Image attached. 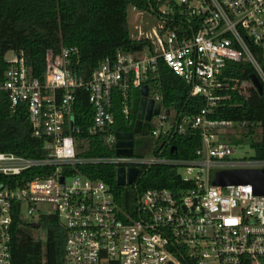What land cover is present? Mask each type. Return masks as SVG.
Here are the masks:
<instances>
[{
  "label": "built area",
  "instance_id": "2783aa9c",
  "mask_svg": "<svg viewBox=\"0 0 264 264\" xmlns=\"http://www.w3.org/2000/svg\"><path fill=\"white\" fill-rule=\"evenodd\" d=\"M151 7L155 11L148 13L157 19V30H138L133 38L149 40L152 51L118 50L102 59L87 80L70 68L75 47L48 51L41 77L33 74L22 52L4 54L0 93L6 95L11 113L26 109L32 134L41 140L45 155L0 153V173L7 177L0 183V264H12L11 226L16 212L23 221L29 216L30 225L40 224L35 229L41 230L39 239L45 238L41 217H56L65 232V264L264 261V194L255 193L250 183L211 182L213 171L219 169L264 173V159L232 157L242 143L246 123L211 117L225 98L219 91L228 62H248L264 87V0H152ZM158 59L189 86L191 96L204 98L205 105L196 114L177 116L164 105L157 84H147L158 78ZM143 85L147 100L152 101L151 118L142 119L138 133L131 131L132 154L117 155L116 96L128 121L129 93ZM80 90L87 94L92 112L86 129L75 115ZM145 122L148 130L142 135ZM193 130L200 134V146L191 158L162 154L168 138ZM98 134L113 155L85 154L87 139ZM144 136L167 139L158 155L134 153L135 141ZM101 163L136 168L135 181L140 171L157 165L174 166L177 172L183 167L186 174L178 172L182 186L144 190L139 216L125 221L110 186L82 170ZM25 171L27 179L18 180Z\"/></svg>",
  "mask_w": 264,
  "mask_h": 264
},
{
  "label": "trees",
  "instance_id": "16d2710c",
  "mask_svg": "<svg viewBox=\"0 0 264 264\" xmlns=\"http://www.w3.org/2000/svg\"><path fill=\"white\" fill-rule=\"evenodd\" d=\"M151 4L152 0H0V79L5 68L4 54L8 51L22 52L33 74L41 77L48 51L75 47L70 68L85 80L102 59L113 57L118 50L127 53H139L143 49L152 51L149 40L131 38L127 23L129 7L151 13L155 11ZM157 72L158 78L147 84H157L164 105L173 109L177 116H191L205 105L204 98L191 96L189 86L161 59L157 61ZM253 73L248 62L226 64L221 78L224 87L219 91V95L225 98L211 117L245 122L241 139L248 141L256 158L264 159V87L258 92L251 85L250 75ZM140 99L139 88H132L129 93L130 118L125 121L121 114V98L116 96L115 131L133 130ZM77 101L76 119L86 129L92 112L83 90L77 92ZM166 141V138L148 136L138 138L134 153L158 155ZM168 141L162 154L187 159L200 146V134L193 130L184 135L175 134ZM87 142L89 150L85 154L88 156L114 154L99 134L90 136ZM0 153L28 158L45 155L41 140L32 134L26 109L19 107L11 113L4 93H0ZM82 170L89 177L110 186L125 221L139 216L138 201L144 190L184 184L174 166H152L140 171L133 184L124 186L116 184V167L112 164H94ZM27 174L23 172L17 176L18 180L27 179ZM6 180L7 177L0 173V183ZM40 222L45 229L44 239H39L36 230L16 212L11 226L12 264H65L64 230L53 215L41 217Z\"/></svg>",
  "mask_w": 264,
  "mask_h": 264
},
{
  "label": "water",
  "instance_id": "95a60500",
  "mask_svg": "<svg viewBox=\"0 0 264 264\" xmlns=\"http://www.w3.org/2000/svg\"><path fill=\"white\" fill-rule=\"evenodd\" d=\"M251 85L258 91L262 92V85L259 82L257 76L253 73L250 75ZM141 99L137 109V121L135 123L133 133H138L140 131L141 121L145 119L147 122L151 118V108L152 101L147 100L148 89L146 85L140 88ZM159 105L157 104L154 112H158ZM145 122L141 128V134L144 135L148 130V123ZM133 133L131 132H117L116 133V154L129 156L132 154L133 145ZM137 175L136 168L124 167L116 168V184L119 186H124L126 184H133ZM62 180V178H61ZM211 182L213 185H236V184H246L250 183L253 185L254 191L257 194H264V173L261 170L256 169H219L215 170L211 176ZM40 224L38 222H32L31 227L34 229L39 228Z\"/></svg>",
  "mask_w": 264,
  "mask_h": 264
},
{
  "label": "rangeland",
  "instance_id": "374dc122",
  "mask_svg": "<svg viewBox=\"0 0 264 264\" xmlns=\"http://www.w3.org/2000/svg\"><path fill=\"white\" fill-rule=\"evenodd\" d=\"M127 23L129 27V34L131 38L137 36V31H142L143 33L150 32L151 29L157 30L158 21L157 19L148 12L138 11L135 8L127 9ZM232 157L234 158H253L255 157L254 150L250 147L248 141L242 140L240 146L235 147L233 150ZM178 172L181 174H186L185 169L180 167ZM26 222L29 221V216L23 217ZM41 230L36 231V235H38ZM45 235V232L42 231ZM260 264H264V261H261Z\"/></svg>",
  "mask_w": 264,
  "mask_h": 264
},
{
  "label": "crops",
  "instance_id": "0c3cea01",
  "mask_svg": "<svg viewBox=\"0 0 264 264\" xmlns=\"http://www.w3.org/2000/svg\"><path fill=\"white\" fill-rule=\"evenodd\" d=\"M130 8H133V7H130Z\"/></svg>",
  "mask_w": 264,
  "mask_h": 264
}]
</instances>
